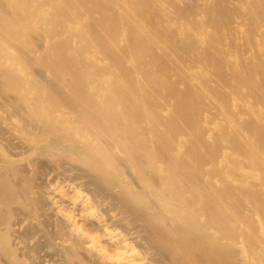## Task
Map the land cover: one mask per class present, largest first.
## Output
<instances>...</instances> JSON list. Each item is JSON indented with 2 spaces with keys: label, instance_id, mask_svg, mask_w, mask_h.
<instances>
[{
  "label": "bare ground",
  "instance_id": "obj_1",
  "mask_svg": "<svg viewBox=\"0 0 264 264\" xmlns=\"http://www.w3.org/2000/svg\"><path fill=\"white\" fill-rule=\"evenodd\" d=\"M0 264H264V0H0Z\"/></svg>",
  "mask_w": 264,
  "mask_h": 264
}]
</instances>
